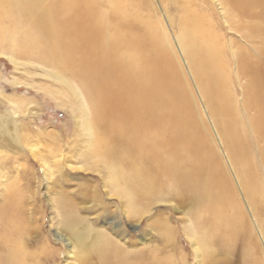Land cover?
<instances>
[{"label":"bare ground","instance_id":"6f19581e","mask_svg":"<svg viewBox=\"0 0 264 264\" xmlns=\"http://www.w3.org/2000/svg\"><path fill=\"white\" fill-rule=\"evenodd\" d=\"M223 1L240 11L226 17L251 44L235 54L238 75L247 78L241 108L229 89L221 49L202 24L204 14L185 8L178 15V37L244 191L261 217L264 0ZM256 7L260 14L251 12ZM236 15H248L251 26L235 24ZM156 25L135 12L129 0H111L108 10L96 0H0V53L16 64L18 57L40 61L53 68V77L72 94L80 95L76 111L90 135L87 152L104 166L107 192L120 199L128 217H139L145 204L155 200L189 204L187 230L196 255L214 264L213 247L228 246V237L237 233L229 211L231 193L227 179L219 177L221 168L198 128L192 102L180 89L172 49ZM14 188L9 183L0 192V264H25L33 257L22 231L30 218L17 210ZM67 203L61 198L58 206L60 227L68 237L63 232L58 237L68 241L69 258L81 260L93 250L103 264H149L141 260L142 248H125L72 207L66 209ZM260 222L264 227V219ZM156 226L164 233L168 229ZM153 259L150 264L162 261L156 254Z\"/></svg>","mask_w":264,"mask_h":264},{"label":"rangeland","instance_id":"374dc122","mask_svg":"<svg viewBox=\"0 0 264 264\" xmlns=\"http://www.w3.org/2000/svg\"><path fill=\"white\" fill-rule=\"evenodd\" d=\"M96 1L103 10L109 9L111 0ZM129 3L140 16L163 29L180 74V89L187 92L198 128L214 150V163L221 168L219 177L227 179L231 191L233 204L229 211L235 217L237 233L233 238L228 237V246L221 245L220 250L213 247L214 262L264 264V227L260 222L264 219V209L259 217L252 207L178 37V15L185 8L204 14L206 19L202 24L209 28L214 44L221 49L229 89L241 108L247 78L238 75L235 54L240 46L251 44L240 38L226 17L227 12L240 11L223 0H129ZM261 11L256 7L251 12ZM254 19V23H261L260 19ZM234 20L245 28L252 24L248 15H236ZM260 44L264 46V41ZM18 61L16 64L0 53V192L14 183L17 210L30 218H26L27 226L22 231L33 257L25 264H103L93 250L81 260L69 258L68 241L58 237L61 232L68 237L60 227L61 198L69 201L66 209L72 207L84 221L102 227L125 248L136 251L142 248L141 260L149 264L154 261V254L162 258L157 264H208L206 258L196 255V244L187 230L191 226L189 204L175 199L155 200L145 204V211L139 217H128L119 206L120 199L107 192L104 166L87 152L90 135L76 111L77 104H82L80 95L76 97L55 79L53 68L21 57ZM259 178L262 180L264 176ZM156 224L168 229L164 233Z\"/></svg>","mask_w":264,"mask_h":264}]
</instances>
